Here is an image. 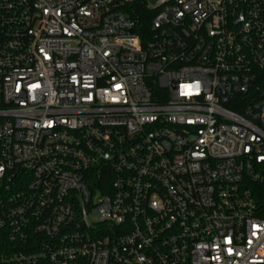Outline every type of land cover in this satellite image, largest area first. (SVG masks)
Wrapping results in <instances>:
<instances>
[{"label":"built area","instance_id":"built-area-1","mask_svg":"<svg viewBox=\"0 0 264 264\" xmlns=\"http://www.w3.org/2000/svg\"><path fill=\"white\" fill-rule=\"evenodd\" d=\"M0 264H264V0H0Z\"/></svg>","mask_w":264,"mask_h":264},{"label":"trees","instance_id":"trees-1","mask_svg":"<svg viewBox=\"0 0 264 264\" xmlns=\"http://www.w3.org/2000/svg\"><path fill=\"white\" fill-rule=\"evenodd\" d=\"M151 15L149 14H144L143 17H141L143 20L141 21V26L139 28V31L141 34L145 35L146 32L149 31L150 29V19H151Z\"/></svg>","mask_w":264,"mask_h":264}]
</instances>
